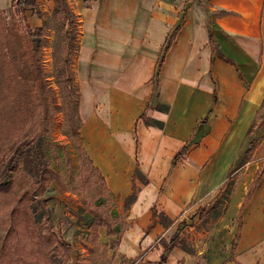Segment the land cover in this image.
<instances>
[{
	"label": "crops",
	"instance_id": "obj_1",
	"mask_svg": "<svg viewBox=\"0 0 264 264\" xmlns=\"http://www.w3.org/2000/svg\"><path fill=\"white\" fill-rule=\"evenodd\" d=\"M74 1L81 21L75 60L80 141L120 208L137 188L126 213L130 225L115 244L116 264L123 256L139 257L137 264L153 247L158 255L150 262L157 264L159 238L169 240L182 207L216 196L246 145V128L264 99V0H97L89 9ZM185 1L190 3L180 16L177 5ZM10 4L0 0V10ZM175 27L154 96L156 62ZM141 114L162 127L146 125ZM260 166H254L242 196L235 195V222ZM136 167L146 184L133 178ZM157 202L173 223L146 230ZM263 209L264 173L245 207L234 255L219 264H264ZM162 264L194 263L173 247Z\"/></svg>",
	"mask_w": 264,
	"mask_h": 264
},
{
	"label": "rangeland",
	"instance_id": "obj_2",
	"mask_svg": "<svg viewBox=\"0 0 264 264\" xmlns=\"http://www.w3.org/2000/svg\"><path fill=\"white\" fill-rule=\"evenodd\" d=\"M95 1L97 0H81L85 9L91 8ZM66 2L77 15L76 20L79 29L78 48L72 55L71 69L77 82L76 109L77 116L80 118V93L75 72V60L79 54L81 21L75 1L66 0ZM158 3L160 4V2ZM189 3V1H185L177 5V8H181L180 16L183 15V11L186 10ZM37 12L33 13L29 10L25 15L29 25L33 27L40 26L42 23L45 24L43 32L45 44L42 48L40 62L44 82L53 92L47 98V102L50 104L49 117L46 121L48 132L38 136V139L29 138L26 140L32 149L29 150L23 173L19 171L18 167L10 171L9 161L13 156L11 145L16 133L24 127L29 104L33 102L39 105L43 102L42 97L44 95L39 91L40 88L37 89L33 83L38 76L37 72L27 70V80L17 78L19 63L14 57V54L16 55L18 52L15 38L6 37L3 39L0 37L4 46L9 45V50L2 48V53L5 52L6 55L11 53V57L6 58V67L0 71V184H5V186H0V264H26V258L22 256L35 250L38 251V236L41 241L39 250L48 257L51 264H60L61 258L55 255L51 239L43 231L44 226L40 225L45 217V211L38 201V193L33 195L28 191L29 184L37 181L38 167L41 164L50 170L51 176L53 175L44 195L40 197L46 199L49 210L47 220L61 232L63 240L72 246L68 264H75L79 252L84 253L80 243L74 239V234L78 230L76 225L77 210L82 200L79 195L78 156L66 128V99L59 71L63 45L67 41L65 32L69 25L63 21V15L59 8L57 9L55 0H38ZM5 15L7 16V30L13 32L15 27L10 25L11 18H21L23 15L18 14L17 8H10V6L5 9ZM153 15L152 11L151 16ZM20 24L19 29H22V22ZM33 76L34 81L31 79ZM233 120L234 118H228V123L233 122ZM245 142V147H242L236 163L232 167L235 170L220 189L222 195L219 201L213 203L215 195L210 199L190 200L182 207L178 213L179 216L175 217L177 220L174 233L178 229L179 236L183 237L185 244L192 249L193 255H190L193 263L198 257L203 264H219L234 255L231 250V241L236 233L235 195L241 197L244 193L245 185L254 166L259 162L264 165V101L246 128ZM250 144L252 145L251 153L243 164H239L241 152ZM35 147H38V153L35 151L37 149ZM21 197L24 200L23 204H26L29 209L25 213L21 211L14 214L15 223H19L20 218V223H22V218L30 219L33 222V227L29 229L31 232L26 231L23 236H20V233L15 232L14 229L7 231L8 224L2 215L3 210L10 211L13 201ZM156 205L158 211L163 210L160 203L157 202ZM114 206L121 210L117 204ZM200 213L203 217L201 219L199 218ZM100 229L98 228V232L101 241L110 242L114 239L104 237L105 231L102 232ZM113 252H115L113 264H116L117 245L115 244L111 246L109 255ZM140 253L138 251L136 255ZM157 255L158 253L153 247L144 254L142 260L137 264H151V260H157Z\"/></svg>",
	"mask_w": 264,
	"mask_h": 264
},
{
	"label": "trees",
	"instance_id": "obj_3",
	"mask_svg": "<svg viewBox=\"0 0 264 264\" xmlns=\"http://www.w3.org/2000/svg\"><path fill=\"white\" fill-rule=\"evenodd\" d=\"M57 9L63 15V21L68 23L69 27L66 30V43L63 45V55L60 60V76L62 78V87L64 91V96L66 99L65 102V111H66V128L69 131V135L73 141L74 147L78 156L77 172L79 175L80 191L79 195L82 200L81 205L77 210L76 225L78 230L74 234L75 241L79 242L81 247L84 250V253L79 252L78 258L75 264H111L113 260L114 253L110 256L109 250L113 244H117L122 233L129 227L130 222L126 220V213L134 202L137 194V188L133 186L131 193L125 197L121 210L118 211L115 208V198L110 193L106 186L105 178L102 176L99 169L93 164L92 160L88 156L86 150L84 149L80 141L79 129L82 125L81 118L77 116V82L74 77V74L71 69L72 55L77 50V36L79 34L77 15L72 11L71 7L67 4L66 0H55ZM17 8L18 14L23 15L21 18L12 17L10 20V25L15 27V30H7V16L5 15V10H0V37L5 39L6 37L15 38V44L18 45V52L14 54L15 59L19 63V72H17V78L19 80H27V70L37 72V79H34V76L31 78L35 87L40 88L43 102L38 105V103L31 102L28 106L26 115L27 119L25 121L24 127L20 132L16 133L14 141L11 145L13 150V156L9 161L10 171L18 167L19 171H24L25 161L28 158L29 150L32 149L29 143H26V140L29 138L38 139V136L46 134L48 132V124L46 121L49 117L48 112L50 104L47 102L48 95L53 92L44 82L42 76V66L40 62V56L42 54V48L45 44L43 32L45 30V24L42 23L40 26H31L29 25L26 17L27 11H32L33 13H38V0H11L10 8ZM22 22V29L20 23ZM177 27L168 35L166 42L163 44L160 50L159 57L156 62L155 72L153 75V93L152 95H157V82H158V72L160 65L162 63L164 53L168 49L171 41L174 38L175 31ZM210 39H212L210 34ZM3 41V40H2ZM0 41V71L5 68L6 58L11 57V53L6 55L5 52L2 53V48L9 50V45H3ZM6 43V42H5ZM4 51V50H3ZM216 54L223 58L226 61H230L225 58L218 50ZM37 70V71H36ZM26 72V74H25ZM29 73V72H28ZM30 80V79H28ZM264 101V99H263ZM155 109L167 111L168 105L166 104H156ZM140 118L146 125H153L157 127H162V122L154 120L141 114ZM206 119V118H205ZM204 119V120H205ZM35 151L38 153V147ZM187 150L186 146L183 147L174 157V161L177 159V156L181 153H184ZM252 151V145L250 144L241 154V159L239 164L245 162L247 156ZM23 167V168H22ZM235 170L232 168L229 172L227 180L230 179V176ZM23 173V172H22ZM264 173V166H260L256 171L255 176L252 180V183L248 187V192L245 195L242 204L239 208L238 215L236 217L237 230L234 238L231 241V250L235 249L236 241L239 237V229L242 225V216L245 210V207L249 203L253 193L258 188L262 175ZM50 170L43 164L38 167V176L36 183L29 184L28 191L31 193H38V201L42 204L45 211V217L42 220L40 225L44 226V232L51 239V242L54 247L55 255L61 258L60 264H68L70 251L72 246L66 243L61 232L56 229L53 225L48 222L49 210L47 207L46 199H41L44 195V192L49 184L52 176ZM133 178H139L142 183L146 184L147 179L140 172L139 168L136 167L133 173ZM0 186H5V184H0ZM4 188V187H2ZM32 188L31 190H29ZM222 190L213 199V203H217L221 197ZM23 197L20 199L14 200L11 204L10 211L3 210L2 215L5 218V222L8 224L7 231L14 229L15 232L20 233V236L26 231L31 232L33 227V222L30 219L21 218L19 223H15L14 214L17 212H27L29 207L26 204H23ZM22 208V209H21ZM264 213V209H263ZM199 218H203L200 213ZM159 223L163 227H169L173 221L162 211H157L156 207L151 208V219L150 223L146 230L150 229L154 224ZM21 224V226H20ZM105 227L106 233L109 237H114L110 243L101 242L99 240L98 228ZM159 242L163 247V251L160 254L159 261L157 264H162L166 261V257L170 250L173 247H179L185 252L193 255L192 249H190L184 242V238L179 236V230L172 235L169 240H166L163 237L159 238ZM41 241L38 236V251L29 252L27 255L22 257L26 258V264H51L48 257L43 254L40 249ZM79 251V249L77 248ZM139 257L136 258H127L122 257L120 264H135ZM194 264H203L201 259L196 257Z\"/></svg>",
	"mask_w": 264,
	"mask_h": 264
},
{
	"label": "bare ground",
	"instance_id": "obj_4",
	"mask_svg": "<svg viewBox=\"0 0 264 264\" xmlns=\"http://www.w3.org/2000/svg\"><path fill=\"white\" fill-rule=\"evenodd\" d=\"M121 145H124V148L126 149V143H122ZM113 149H114V144H112V147L110 148V153L113 152ZM123 150V149H122ZM118 155V158H119V161L122 159V156H121V153L120 154H117ZM115 182V181H114ZM116 184V183H115Z\"/></svg>",
	"mask_w": 264,
	"mask_h": 264
}]
</instances>
